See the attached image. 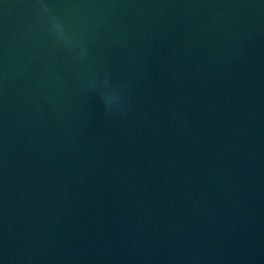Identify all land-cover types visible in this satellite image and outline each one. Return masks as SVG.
I'll return each instance as SVG.
<instances>
[{
	"label": "water",
	"instance_id": "water-1",
	"mask_svg": "<svg viewBox=\"0 0 264 264\" xmlns=\"http://www.w3.org/2000/svg\"><path fill=\"white\" fill-rule=\"evenodd\" d=\"M0 264H264V0H0Z\"/></svg>",
	"mask_w": 264,
	"mask_h": 264
},
{
	"label": "clouds",
	"instance_id": "clouds-1",
	"mask_svg": "<svg viewBox=\"0 0 264 264\" xmlns=\"http://www.w3.org/2000/svg\"><path fill=\"white\" fill-rule=\"evenodd\" d=\"M52 30L57 34V36L65 41H71V37L66 34L65 27L62 23L53 16L50 21Z\"/></svg>",
	"mask_w": 264,
	"mask_h": 264
}]
</instances>
